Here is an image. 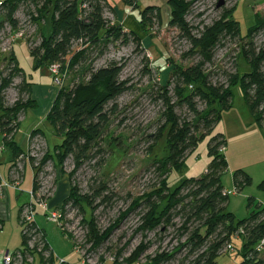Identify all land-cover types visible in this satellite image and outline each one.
<instances>
[{
  "label": "trees",
  "instance_id": "16d2710c",
  "mask_svg": "<svg viewBox=\"0 0 264 264\" xmlns=\"http://www.w3.org/2000/svg\"><path fill=\"white\" fill-rule=\"evenodd\" d=\"M1 1L0 11L3 14L0 16V27L6 23L13 30L17 29L18 23L14 15L24 4L33 6L34 13L29 15V18L35 25L50 20V35L44 37L40 27L39 45L28 49L33 69L48 70L51 65H57L61 76L65 78L72 76L67 86L56 88L45 118L54 136L61 140V144L54 147L53 156L46 152L41 164L50 161L61 167L66 160H71L73 169L67 176L68 196L62 202L60 211L63 213V209L69 203L79 210L82 225L86 230L85 244L90 248L82 252L93 258L96 256L93 252L104 245L115 228L114 225L100 232L93 218V212L97 208L94 202L107 192V187L100 181L91 195H80L71 180L73 175L85 166L93 164L100 169L104 166L105 155L102 147L104 131L116 115L115 102L129 90L130 86L129 81L120 80L123 68L121 64L111 62L104 68L93 69L91 55L97 51L102 54L108 45L119 41L123 44L133 43L136 51L140 52L141 40L135 33L130 31L126 34L120 25H111L104 18L106 11L112 14L115 12L107 0ZM197 1L199 0H167L171 8L168 27L189 43L190 49L186 57H198L200 61L186 69L172 68L166 85L159 87L158 99L164 106V112L161 114L162 124L153 136L148 152L151 153L165 134L166 157L155 160L150 165L152 171L161 179L152 192L134 200L116 223L143 205L144 211L137 232L142 235V242L147 234L155 233L158 239L154 242L157 243L168 228H173L174 218L181 216L183 225L180 232L188 235L185 243L179 247L189 248L188 257L195 256L192 264H216L217 258L221 256L220 252L227 244L233 243L234 234L242 228L244 235L236 239L240 242L239 247L236 249L231 244L236 250L232 255L240 257L238 264H264L261 253L256 252L257 244L264 240V207L256 204L253 198H249L247 203L249 214L241 221H236L234 216L226 211L228 196L224 194L221 184V177L227 169V162L223 156L225 139L220 133L212 135L222 119V113L231 108V89L236 86L240 88L254 124L264 128V43L261 45L254 43L255 37L264 33V14L254 12V25L245 37L240 36L239 24L232 18L234 9L223 10L218 20L204 26L197 35H194L185 17ZM122 2L130 9H137L138 0ZM139 15V27L144 33H148L154 23L157 25L161 23L160 10L157 7H147ZM226 38L237 39L240 43L238 57L248 68V72L230 75L226 87L219 84L214 86L209 82L210 76L205 74L204 66L212 62L213 51ZM8 66H12V69L5 78H1L0 73V134L2 147L9 150L13 167L16 159L26 154H23L13 141L18 127L15 121L20 113L33 109L34 103L29 99L25 104H15L11 108L4 106L2 93L16 76L22 77V89H25L28 96L31 92V83H27L19 69L13 51L8 58L6 67ZM171 81L174 86V102L168 97ZM198 102L205 105L202 111L197 109ZM177 109H185L190 117L181 119L175 113ZM12 124L15 127H11ZM37 133L43 135L41 131L36 130L29 136ZM8 136L10 138L7 139ZM208 136L210 138L207 155L210 161L205 173L198 179L181 181L175 188L170 189L167 183L169 174L172 171H180L187 157ZM37 171L38 169H34L33 173ZM232 180L236 193L250 184V178L241 170L233 174ZM32 187L34 188V183ZM258 188L264 192V180L259 183ZM107 200L108 198L103 197L101 203ZM87 211L90 214L88 220ZM188 225L195 226L189 231ZM61 232L75 248L72 237L66 231ZM20 236L21 246L18 250L26 245L21 231ZM43 239L46 242L44 234ZM147 246L148 243L147 245L140 243L123 262L135 264ZM46 249L50 252L47 262L53 264V256L47 242ZM121 252L115 253V262L121 257ZM174 255V251L171 254H155L148 264H167Z\"/></svg>",
  "mask_w": 264,
  "mask_h": 264
},
{
  "label": "rangeland",
  "instance_id": "374dc122",
  "mask_svg": "<svg viewBox=\"0 0 264 264\" xmlns=\"http://www.w3.org/2000/svg\"><path fill=\"white\" fill-rule=\"evenodd\" d=\"M219 1L199 0L192 5L185 17V21L192 28L194 35H197L198 31H201L204 26H209L218 20L223 10L234 9L232 18L239 24L240 36L245 37L248 30L254 25L253 10L264 14V0H223L224 6L218 9L217 4ZM108 2L116 12L112 14L106 11L104 18L111 25L121 26L123 23L121 27L126 34L135 26H132L130 18L127 20V15L129 14V17L135 19L133 23L136 24L137 36L141 40L142 50L140 52L136 51L135 45L131 42L123 44L119 41L108 45L102 54L97 51L91 55L93 69L104 68L111 62L121 64L123 68L120 80L129 81L128 85L130 88L115 102L117 107L116 115L111 119L104 131V143L102 145L105 155L104 166L101 169L96 168L93 164L85 166L77 171L71 180L80 195H91L100 181L105 183L107 187V192L94 202L97 208L93 212V218L100 232L114 225L115 228L104 245L96 252H93L96 256L90 258L89 264H125L123 260L140 243L146 245L148 243V246L135 264H148L155 254H171L173 251L175 255L167 264H192L195 256L188 257L189 248L179 247L185 243L188 235L180 232L183 225L181 216L174 218L173 228H168L160 236V240L157 241L159 244L154 242L158 239V237H155V233L147 234L146 239L142 242V235L137 232L140 217L144 211L143 205L129 213L119 223L116 222L134 200L141 199L152 192L161 179L158 174L152 171L153 168L150 165L155 160H161L166 157L165 134L157 142L151 153L148 152L152 138L162 124L161 114L164 112V106L161 100L158 99L159 87L166 85L172 68L186 69L197 64L200 59L198 57H186L190 49L189 43L182 39L175 30L168 27L171 8L167 4V0H138L136 10L125 6L122 0H108ZM147 7L159 8L161 23L160 25L154 23L149 28V32L144 33L139 27V13ZM33 13V6L24 4L18 8L14 15V19H18V28L24 31V39L16 41L10 53H0L1 78H5L12 69V66L6 67L12 51L27 83H41L43 82L42 78L47 74L44 68L37 71L33 69L28 49L39 45L40 27L41 34L44 37L50 35V20L47 19L44 24L41 22L39 25H35L29 18V15ZM2 14L0 11V16ZM120 17L125 19L121 24L119 23ZM254 43L256 45L263 44L264 33L256 36ZM239 46L240 43L237 39L226 38L215 48L212 62L204 66L205 74L210 76L209 82L212 85L216 86L219 84L226 87L230 75L248 72V68L243 65L238 57ZM71 80L72 76L66 77L63 81V86H67ZM22 81L21 76H16L11 80L9 87L2 93L5 107L11 108L15 104H25L30 99V95L28 96L25 89H22ZM173 89V81H171V85L168 88V97L171 98L172 102L175 101ZM231 94V108L222 113V119L212 135L220 133L225 139L223 156L227 162V169L221 177L224 191H234L232 177L236 171L241 170L250 178L248 186L244 187L240 192L228 196L226 211L231 213L236 221H241L246 219L249 214V209L247 208L249 198H253L256 204L264 207V192L258 188L259 183L264 180V128L250 124L251 116L244 103L239 86L233 87ZM204 108L205 105L203 103H197L198 111H202ZM175 113L181 119L190 117L185 109H177ZM23 114L20 113L18 115L15 124L20 123ZM26 114V119L20 123L14 134V142L22 153L26 154L16 159L14 168H11L12 158L9 150H3L0 144V150L2 149L0 152V179L4 181L3 177H8L13 169L12 180L18 183V187L20 185L19 189H16L20 204H28L31 200L29 192L33 186L34 169H38L37 179L44 186L43 200L46 201L53 197L61 177L66 179L65 183L69 188L67 176L73 169L69 159L61 167L55 166L50 161L41 164L46 152L50 156L54 155V147L60 145L61 140L54 136L47 122L40 124L38 129L43 133L44 137L39 133L34 136L28 135L27 137L29 125L35 121L34 118L29 116V112H26ZM11 127H15L14 124ZM209 138L208 136L199 143L197 148L187 157L180 171H172L169 174L167 183L170 189L175 188L181 181L191 178L198 179L205 173L210 161L207 155ZM0 143H2L1 134ZM25 163L26 166H24ZM10 168L11 170L9 171ZM28 170L32 173L31 176ZM45 191H47L46 194ZM103 197L108 198L105 203H101ZM15 212H12L13 222L2 224L1 226L0 262L1 256L6 251L13 253L21 246V228L19 222L16 221L17 214ZM51 212L52 210L45 212V215L48 216ZM89 215L87 211V220ZM62 217L65 231L74 240L76 248H80L79 251L81 252L84 250L88 251L90 248L85 244L86 230L84 225H82V215L79 210L72 207L71 203H69L63 209ZM20 218H22V215ZM34 220L44 231L53 256V264H56L57 259L60 258L66 264L79 263V253L62 235L59 226L46 220L43 210L37 209L35 211ZM194 226L188 225L187 228L191 231ZM231 244L237 249L240 242L234 238ZM117 251H122V255L115 262L113 259ZM235 252L236 250H234ZM42 258L44 257L42 256ZM111 260L113 262H110ZM239 261V256L228 254L218 257L216 264H238ZM43 262L38 255L34 257L33 264H43Z\"/></svg>",
  "mask_w": 264,
  "mask_h": 264
},
{
  "label": "built area",
  "instance_id": "2783aa9c",
  "mask_svg": "<svg viewBox=\"0 0 264 264\" xmlns=\"http://www.w3.org/2000/svg\"><path fill=\"white\" fill-rule=\"evenodd\" d=\"M2 8V1L0 0V9ZM18 20V19H17ZM6 32V35H5ZM24 39V31L21 28H17L13 30L10 25L3 24L2 27H0V53L6 54L10 53L12 50L13 44L18 40ZM49 73L52 77V83L56 88H61L63 86V81L65 79V76H61L59 73V67L57 65H51L48 68ZM2 149L0 150V152ZM14 171L13 169L10 171V177L11 180L13 178ZM38 171L34 174L33 173V183L34 188L32 187L31 191L29 192L30 195V202L28 204H25L21 208L20 216L22 215V218L19 217L20 220V226H21V233L26 241V245L21 248L20 250H17L13 253L6 252L1 256V262L0 264H33L34 263V257L38 255L40 260L42 259L44 262L43 264H48V259L50 258V252L46 249V242L43 239L42 232L38 229V227L35 224L34 215L35 211L37 209L43 210L44 212L50 211L48 207L49 200H43L44 197V186L37 179ZM9 181H3L0 179V197L3 195V192L12 189L16 190L18 188V183L13 182L14 180ZM13 182V183H12ZM47 191H45L46 194ZM226 196L234 195L236 194L235 191L231 192H224ZM62 212L59 210L52 211L48 216H46V219L52 223H55L59 226V228L62 231H65L64 225H63V217ZM1 230V227H0ZM244 235L243 229H239L235 234L234 238L238 239L240 236ZM80 255V260L78 264H89L90 258L87 257L83 252L79 251L78 248H74ZM264 250V240H261L257 246H256V252L261 253ZM234 253V249L231 246V244H227L224 249L220 252V255H232ZM35 255V256H34ZM46 260H44V258ZM114 260V259H113ZM111 260L110 262H113ZM42 264V263H41ZM56 264H66L62 259H57Z\"/></svg>",
  "mask_w": 264,
  "mask_h": 264
},
{
  "label": "crops",
  "instance_id": "0c3cea01",
  "mask_svg": "<svg viewBox=\"0 0 264 264\" xmlns=\"http://www.w3.org/2000/svg\"><path fill=\"white\" fill-rule=\"evenodd\" d=\"M107 3L109 4L110 7H112L110 5V3L108 2V0H107ZM114 11H115V9H114ZM253 12H256V11L253 10ZM127 16H128L127 20L129 18L131 19L132 26L133 25L136 26V24L133 23L135 19H133L132 17H129V14ZM124 20H125L124 18H121L120 21L119 20L118 21L121 24V22L122 21L124 22ZM122 24H121V26H122ZM135 26L132 27L131 31L137 35L138 31H137V28ZM44 69H46V68H44ZM46 73L47 74H45V77L42 78L43 82H41V83H32L31 84V92H30V97L29 98L34 103V108L25 111L24 114H23V118L20 121V123H21L22 121H24L26 119V116H27L26 112H29V114H30L29 116L34 118L35 122H33V124H30L28 129H27V135H26L27 137L33 131L38 130L39 127H40V124H43L44 122H46V120H45L46 115H47V113H48V111L50 109V106L52 104L53 98H54L55 93H56V88H55V86L52 83V77L49 74L47 69H46ZM250 120H251L250 124L251 123L254 124L252 118ZM20 123L18 124V127H19ZM43 137H44V135H43ZM13 141H14V137H13ZM0 144L2 145V143H0ZM24 166H26V163L24 164ZM10 170H11V168L9 169V171ZM29 174H30V176L32 175V173L30 171H29ZM3 178H4V181L7 178L8 179L6 181H9L11 179L10 175H8V177H3ZM65 182H66L65 178L63 179L61 177L59 179V182L57 184V189H56L53 197L48 202V207H49L50 211L51 210L52 211L59 210L61 205H62V202L67 198V196H68V187H67ZM19 187H20V185H19ZM19 187L17 189H19ZM24 205L25 204H20V199H18L16 190L8 189V190L4 191L3 195H1V197H0V221L2 222V224L5 225V224H9V223L13 222L12 221V212L13 211H16L15 213L17 214L16 221L20 222L19 221L20 209ZM44 216L46 218L45 212H44ZM35 224L38 227V229L40 231H42L43 234H44V231L40 228V226L36 223V221H35ZM44 236H45V234H44ZM45 239H46V237H45ZM20 242H21V238H20ZM46 242H47V240H46ZM47 245H48V243H47ZM48 247H49V245H48ZM261 257L264 258V250L261 252ZM60 259H62V258H60Z\"/></svg>",
  "mask_w": 264,
  "mask_h": 264
},
{
  "label": "water",
  "instance_id": "95a60500",
  "mask_svg": "<svg viewBox=\"0 0 264 264\" xmlns=\"http://www.w3.org/2000/svg\"><path fill=\"white\" fill-rule=\"evenodd\" d=\"M222 6H224V1L223 0H220L217 4V8H221Z\"/></svg>",
  "mask_w": 264,
  "mask_h": 264
}]
</instances>
